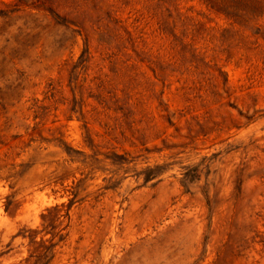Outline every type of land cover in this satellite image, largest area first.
<instances>
[{
	"label": "rangeland",
	"instance_id": "obj_1",
	"mask_svg": "<svg viewBox=\"0 0 264 264\" xmlns=\"http://www.w3.org/2000/svg\"><path fill=\"white\" fill-rule=\"evenodd\" d=\"M0 264H264V0H0Z\"/></svg>",
	"mask_w": 264,
	"mask_h": 264
}]
</instances>
